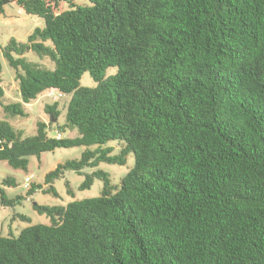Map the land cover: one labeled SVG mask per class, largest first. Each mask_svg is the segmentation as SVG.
I'll return each mask as SVG.
<instances>
[{
  "label": "trees",
  "instance_id": "1",
  "mask_svg": "<svg viewBox=\"0 0 264 264\" xmlns=\"http://www.w3.org/2000/svg\"><path fill=\"white\" fill-rule=\"evenodd\" d=\"M73 1L0 0V13L13 3L44 22L1 49L20 95L3 104L0 86L2 111L25 116L44 91L70 95L59 131L78 134L51 138L36 122L21 138L0 122V162L27 170L30 156L85 147L26 193L56 197L65 171L123 166L130 153L134 165L119 188L102 170L85 174L78 189L101 180L98 197L35 205L49 224L0 236V264H264V0ZM84 73L94 87L79 85ZM56 108L43 110L56 120ZM21 199L0 189L3 206Z\"/></svg>",
  "mask_w": 264,
  "mask_h": 264
},
{
  "label": "rangeland",
  "instance_id": "2",
  "mask_svg": "<svg viewBox=\"0 0 264 264\" xmlns=\"http://www.w3.org/2000/svg\"><path fill=\"white\" fill-rule=\"evenodd\" d=\"M73 3L76 5H85L88 2L87 0H74ZM59 4L61 10L68 7L66 3L60 2ZM43 25L42 18L21 12L13 3L6 5L4 12L0 13V86L4 91V96L1 99L3 104L20 102V95L18 83L15 80V70L7 64L1 54V49L7 44L10 38H14L18 42H25L28 35L35 28H42ZM24 56L30 62L38 63L50 70L53 69V63L46 57L39 59L31 51ZM115 72L116 68H109L104 72V76L107 77L115 74ZM79 85L92 88L96 84L88 73H84L80 78ZM69 98L70 95H62L54 91H44L35 100L24 105L25 116L7 115L0 107V122H6L14 132L21 134V138L31 137L36 134V122L48 123L46 134L48 137L54 138L56 132L65 123V111ZM54 103H57L56 109L59 111L56 120L43 110L45 104L52 105ZM70 132L72 134L67 135L69 136L68 138L78 136L76 130ZM121 144L123 143L120 141H110L103 148L110 147L112 149L111 155H116L122 148ZM85 149L82 146L67 149L60 148L52 152L42 153L39 158L30 156L28 158L27 170L14 169L5 161L0 162V189L3 190L5 197L7 199H14L17 196H22V199L17 201L13 206H3L0 203V236H7L8 234L17 236L22 229L29 225L49 224V219L45 215H41L34 210L35 205L65 206L74 200L98 197L103 187L101 180L94 179L91 187L87 190L78 189L84 180L85 174H90L95 170H102L108 174L111 185L119 188L121 179L134 165L132 153L126 156V163L123 166L99 163L96 168H84L81 175L73 171H65L62 178L54 180L52 183L53 188L58 194L57 197L50 193H43L41 190H35L31 195L26 194L31 184H40L43 186L46 173L53 170L58 164H62L68 160L79 159ZM90 149H94V147ZM25 177H30L29 187H24ZM7 178H13L14 185L2 186L1 182ZM66 182L73 193V197L66 193ZM17 215L27 217L29 222L21 220Z\"/></svg>",
  "mask_w": 264,
  "mask_h": 264
},
{
  "label": "crops",
  "instance_id": "3",
  "mask_svg": "<svg viewBox=\"0 0 264 264\" xmlns=\"http://www.w3.org/2000/svg\"><path fill=\"white\" fill-rule=\"evenodd\" d=\"M25 105V104H24ZM69 134H72V132H70L69 130H65L63 133L62 132H60L59 130L56 132V135H55V137L56 138H65V137H69V136H67V135H69ZM58 135H59V137H58Z\"/></svg>",
  "mask_w": 264,
  "mask_h": 264
},
{
  "label": "built area",
  "instance_id": "4",
  "mask_svg": "<svg viewBox=\"0 0 264 264\" xmlns=\"http://www.w3.org/2000/svg\"><path fill=\"white\" fill-rule=\"evenodd\" d=\"M59 137V135H58ZM29 182H30V177H25L24 178V187H29Z\"/></svg>",
  "mask_w": 264,
  "mask_h": 264
}]
</instances>
